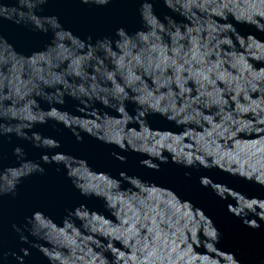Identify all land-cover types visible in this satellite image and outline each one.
<instances>
[{
    "label": "water",
    "instance_id": "1",
    "mask_svg": "<svg viewBox=\"0 0 264 264\" xmlns=\"http://www.w3.org/2000/svg\"><path fill=\"white\" fill-rule=\"evenodd\" d=\"M148 2L153 3V0ZM0 3L13 6L14 0H0ZM199 3L203 7L183 18L178 13L170 12L160 0L153 3V11L161 20L164 15H169L177 22H184V32L190 34L176 45L171 36L157 40L150 23H146L143 30L138 14L140 0H113L106 7L85 6L79 0H49L39 14L58 16L64 28L81 39L91 36L92 42L111 36L118 27H124L129 34L143 30L138 39L143 37V48L154 52L157 59L166 63L172 58L173 51L179 48L190 60L198 76L203 67L204 75L215 82L214 88L209 86L208 90L219 91L220 98L228 102L226 105L211 103L216 99L215 96L198 100V85L194 80H189L186 87L190 91L183 96L178 95L180 88L173 83L171 89L163 87L147 99L151 106L157 102L158 97L164 96L159 103L169 105L170 111L187 104L186 112L173 121L150 117V124L145 123L143 118L130 124L125 121L122 113L114 114L98 104L91 109L77 108L78 103L68 97H65L62 107L57 106L68 113L58 115H66L69 126L77 132L91 129L95 138L114 144L120 140L125 144L132 141L137 145L158 147L155 141L164 136L172 150L164 148L162 152L171 157H176L177 154L195 157L198 148L211 152V159L219 161L216 167L221 171L199 167L185 169L169 163L161 165V172L154 173L138 165L142 158L139 154L121 152L115 146L105 145L82 132L80 135L83 141L77 143L69 129L59 124L53 126L51 121L45 125L37 124L31 131L58 140L61 145L59 149H35L30 142L17 139L14 135L0 137V170L17 166L16 158L12 155V148L16 146L24 150L27 160L37 163L40 162L42 153L52 155L62 152L72 157L60 156L59 162L74 174L81 186L93 191L100 190L105 194L103 201L91 196L83 197L67 179L62 164H42L45 168L43 175L33 174L21 180L14 198H0V255L3 252H16L19 255V249L24 247L30 253L24 258V264H48L38 250L21 244L17 233L11 228L12 224H16L23 231L25 217L31 216L35 210H41L53 220L47 222V228L54 246L51 255L55 264H98L101 249L107 253V264H124L125 257L129 264H137L138 259L139 264H153V261L155 264H233L229 254H234V259L239 264H259L264 259V221L252 215L245 217L256 220L260 225L253 229L227 211L228 206L229 211L243 215L252 205L250 198L264 199V188L258 185L264 181V131L260 130L264 129V124L259 123L264 119V87L261 84H257L255 88L252 86V75L264 72V35L244 25H236L238 31L242 35L252 34L258 41L253 43L245 38V44L241 45L240 39L235 38L234 45H217L212 39L215 32H212V36L209 35L216 26L230 30L231 26L224 23L229 17L234 21L237 16H252L258 21L264 20V15L260 14L264 12V0H199ZM201 26L204 31L199 32ZM0 35L13 45L16 52L0 50V71L3 73L0 79L4 80L5 91L8 87L23 89L29 86V81L34 78L43 62L37 60L33 63L32 57L21 61L19 54L27 56L32 51L42 50L49 44L51 33H31L7 21H0ZM249 44L252 45L251 48ZM205 45L212 49L211 55L207 57L204 56ZM89 59L88 53L82 56L68 55L59 71L63 73L70 70L73 61L77 60L87 66ZM96 72L97 68L93 65L87 76L91 77ZM165 76L174 79V70L168 68ZM142 79L150 90L155 89V77L143 74ZM169 91L173 93L172 96H168ZM37 100L41 108L47 109V104L39 101V98ZM131 109L132 105H128L130 112ZM188 113L195 114L194 121L183 123V117ZM228 122L233 126L238 124L241 130L225 134L224 127ZM111 152L125 156L126 162L120 163L110 155ZM76 158L84 159L88 164ZM186 171L190 173L187 178L184 176ZM223 171H228L229 174L244 171L254 182H246ZM120 172H125L130 177L138 176L156 185H137L121 180V186H114L111 178L120 179ZM201 176L222 184L216 186L214 191L225 197L219 198L210 187H201ZM223 185L230 189L224 190ZM167 187L173 188L204 209L221 233L217 249L209 248L207 244H198L191 232L185 234L187 242H180L181 233L176 230L177 227L188 221L189 217L199 219V211ZM81 204L90 212L95 210L88 214L91 219L87 226L80 218L71 226L61 222L67 211ZM24 235L28 236V233L25 232ZM137 237L143 243L140 254H134ZM28 239L33 243H43L31 236ZM161 255L164 257L163 261L160 259ZM0 264L5 262L0 260ZM7 264H16L11 255Z\"/></svg>",
    "mask_w": 264,
    "mask_h": 264
},
{
    "label": "clouds",
    "instance_id": "2",
    "mask_svg": "<svg viewBox=\"0 0 264 264\" xmlns=\"http://www.w3.org/2000/svg\"><path fill=\"white\" fill-rule=\"evenodd\" d=\"M112 2L113 0H79V3L82 5L94 7H106ZM154 2L155 0H153V3ZM160 2L170 12L178 13L182 18L186 15H193L195 9L203 7V5L199 3V0H160ZM48 3L49 0H14L13 6H6L4 3H0V21H7L31 33H41L44 35L51 33L49 44L45 45L42 50L32 51L27 56L19 54L21 61H24L27 57H32L33 63L37 60L43 62L41 67L37 69L34 78L29 81V86L23 89L8 87L7 91H5L4 80L0 79V137L14 135L17 139L30 142L35 149H59L61 145L58 140L44 137L38 132L31 131L37 124L45 125L51 121L53 122V126L59 124L69 129L77 143L83 141V137L80 135V132H82L105 145L115 146L121 152L131 151L139 154L142 158L139 159L138 165L154 173L161 172V165L169 163L185 169L199 167L206 170L213 168L220 170L216 167L219 161L211 159L213 154L208 151H201L199 148L197 149L198 154L195 157H185L179 154H177L176 157H171L166 152H162L164 148L172 150L171 145L165 142L167 137L162 136L155 141L158 147L137 145L132 143V141L125 144L120 142V140H117L114 144L107 140L95 138V136L91 134V129L77 132L75 128L69 126L66 115H58V113H68L66 111H61L57 107H62L65 104V97H68L78 103L77 108L91 109L95 108V104H98L101 108L114 114L117 112L122 113L125 121L130 124H133L138 118H143L145 123L150 124V117L159 118L163 121H173L186 112L188 108L187 104L182 108L170 111L169 105H160L159 103L160 100L165 98L164 96L158 97L157 102L151 106H149L147 99L148 97H152L155 91H159L163 87L171 89L173 83L180 88L178 95L183 96L190 91L186 87L189 80H194L198 85V90L200 92V95L197 97L198 100L204 97L215 96L216 99L212 100L211 103L220 106L226 105L228 102L220 98L219 91L213 92L208 90L209 86L214 88V80L210 79L208 75H204L203 67L198 76L193 70L190 60L183 55L179 48L173 51L172 58L165 63L157 59L154 52L143 48V37L138 39L146 23H150L153 35L157 40H163L171 36L173 44H179L181 40H184L186 36L190 34L184 32V22H177L169 15H164L161 20L153 11V3L148 2V0H140L138 14L143 25V30H137L133 34H129L124 27H118L111 36L98 38L92 42L91 36L81 39L73 34L71 30L64 28L58 16L39 14L42 13L43 7ZM260 14L264 15V12ZM229 18H227L224 23L231 26L230 30L216 26L213 27L209 33V35L212 36V32H215L216 35L212 36V39L216 41L217 45H234L235 38L240 39L241 45L245 44V38L253 43L258 41L252 34L242 35L241 32L238 31L236 25L254 28L257 33L264 35V20L258 21L252 16H237L235 21ZM198 31H204L203 26H201ZM253 38H255V40H253ZM69 41H71V43H69ZM251 46L252 45L249 44V48H251ZM257 47L260 46L257 45ZM205 48L206 51L204 52V56L207 57L211 55L212 49L208 48L207 45H205ZM0 50L15 52L13 45L10 44L3 35H0ZM62 53L75 56H82L84 53H88L90 59L88 60L87 66L80 63L78 60L73 61L71 69L62 73L59 69L63 62L68 59V55H62ZM93 65L96 66L97 72L91 77H88L87 73L91 72ZM168 68L174 70V79L165 76ZM208 71L210 72L211 69H208ZM184 73H187V75H184ZM143 74L155 77V89H149L146 82L142 79ZM2 75L3 73L0 71V76ZM200 77H202V79ZM252 80L253 88H255L257 84H261V86L264 87V72L254 73L252 75ZM9 84H11V81H9ZM172 95L173 93L169 91L168 96ZM37 98H39V101L48 105L47 109L41 108ZM80 105L83 107H80ZM128 105H132L131 112L128 110ZM208 106L211 105L209 104ZM194 116V113H188L183 117L182 122L191 123L194 121ZM225 119L227 121L228 118L226 117ZM259 123L264 124V119H261ZM233 130L240 131L241 129L238 124L233 126L231 122L226 123L224 133L229 134L233 132ZM260 130L264 131V129ZM29 132L31 133L30 135L28 134ZM12 155L16 158L17 166L5 167L3 170H0V177L4 178L0 179V198L4 196H11L14 198L17 195V187L21 180L33 174L43 175L45 168L41 166L42 164L47 165L49 163H55L61 165L62 163L59 162L60 156L72 157L62 152H55L52 155L42 153L40 155V162L37 163L27 160L24 150L19 146L12 148ZM110 155L122 164L126 162V157L123 155H119L116 152H111ZM76 159L88 164L84 159ZM62 165L64 166V164ZM65 170L67 179H69L72 186L78 190L81 196L86 198L91 196L103 201L105 195L103 191H93L84 188L74 178V174L70 173L66 168ZM223 172L229 174L228 171ZM106 175L109 176L108 174ZM118 175L120 179L111 178L112 182H114V186L116 184L121 186V180L125 182L131 181L133 184L137 185H156L153 182L142 180L138 176L130 177L125 172H120ZM189 175L190 173L187 171L184 173L186 178L189 177ZM229 175L241 178L246 182H254L252 177L244 171H241L239 174L232 173ZM199 185L205 188L210 187L215 195L221 199L225 197L214 191L216 186L222 184L214 183L207 176H201L199 178ZM258 185L264 188V181H261ZM167 188L175 193L181 200L187 201L191 207L199 211V219H196L194 216L189 217L188 221L183 222L177 227L176 230L181 233L179 237L180 242H187L188 237L185 234L191 232L192 237H195L198 244H207L209 248L217 249L216 245L220 242L221 233L214 226L212 219L205 214L204 209L198 207L191 199L184 198L182 194L175 191L173 188ZM223 189L227 190L230 188L223 185ZM250 200L252 201V205L249 206V210L244 211L243 215L239 212L234 214L228 210V206L227 211L235 217L240 218L242 223L247 227L257 229L260 225L256 220L245 219V217L252 215L258 217L260 221H264V218H261L264 217V199L253 197L250 198ZM91 212H95V210ZM91 212L85 205L81 204L73 210L67 211L66 216L61 222H65L71 226L80 218L85 226H87L91 219L88 214ZM50 221L53 220L43 211L35 210L31 213V216L25 217L23 231L20 227H17L16 224H12L11 228L17 233L21 244L29 245L31 248L38 250L48 261V264H55V260L51 255L54 246L47 228V222ZM201 230L203 231L201 232ZM25 232L28 233V236L33 237L35 240L42 241L43 243L40 244L29 241L28 236L24 235ZM149 232H151V229H149ZM105 243L108 242L105 241ZM142 246L143 243L139 237H137L134 254H140ZM129 247H132V245L129 244ZM19 253L18 255L16 252H3L2 255H0V260H3L5 264H7V259L9 255H11L12 259L16 261V264H24V258L29 256L30 253L28 249L24 247L19 249ZM105 254L107 253H104L103 249H101V254L98 257V264H107ZM229 256L233 260V264H239V261L234 259V254H229ZM160 259L161 261L164 260L163 255H161ZM124 264H129L127 257L124 258ZM137 264H139V259L137 260ZM153 264H155L154 261ZM259 264H264V259L260 260Z\"/></svg>",
    "mask_w": 264,
    "mask_h": 264
}]
</instances>
